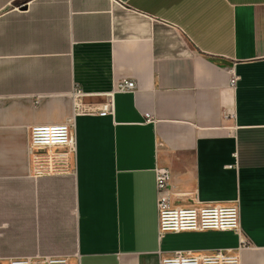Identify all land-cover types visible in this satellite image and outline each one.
<instances>
[{
	"label": "crops",
	"instance_id": "1",
	"mask_svg": "<svg viewBox=\"0 0 264 264\" xmlns=\"http://www.w3.org/2000/svg\"><path fill=\"white\" fill-rule=\"evenodd\" d=\"M75 87L113 112L75 115ZM69 122L75 172L31 176L30 127ZM159 167L175 205H238L240 234L161 235ZM219 248L264 264V0H0V264Z\"/></svg>",
	"mask_w": 264,
	"mask_h": 264
},
{
	"label": "built area",
	"instance_id": "2",
	"mask_svg": "<svg viewBox=\"0 0 264 264\" xmlns=\"http://www.w3.org/2000/svg\"><path fill=\"white\" fill-rule=\"evenodd\" d=\"M233 82L235 80L233 79ZM137 83L135 80H123L118 91L131 92ZM76 114H95L113 112L112 102L108 101L97 107L84 102L86 94L75 87L72 92ZM146 121L153 119L151 113L145 114ZM28 142L29 174L34 177L72 174L76 170V137L74 122L41 124L30 127ZM156 188L158 190V212L160 234L170 232L231 230L241 232L239 207L236 204H205L193 201L191 206H180L172 203L167 185L170 172L163 167L156 169ZM249 246L250 243L243 241ZM70 264L68 256H43L12 258L10 264ZM161 264H239L237 254L231 249L211 250H175L162 255Z\"/></svg>",
	"mask_w": 264,
	"mask_h": 264
}]
</instances>
